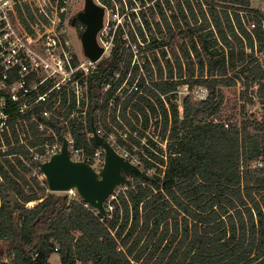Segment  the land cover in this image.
Segmentation results:
<instances>
[{
	"label": "trees",
	"instance_id": "obj_1",
	"mask_svg": "<svg viewBox=\"0 0 264 264\" xmlns=\"http://www.w3.org/2000/svg\"><path fill=\"white\" fill-rule=\"evenodd\" d=\"M138 2L144 27L135 12L132 20L139 35L150 37V47L168 45L174 60L166 59L164 80L156 58L155 87L167 93L201 85L207 98L186 94L182 115L171 104L167 146L159 149L166 157L150 151L165 167L131 174L106 215L81 197L46 193L14 160L0 159V246L7 256L0 251V264H49L55 252L61 264H264V11L252 0ZM25 11L36 20L28 4ZM119 49L91 76L93 100ZM175 74L181 79L172 80ZM237 85L233 117L224 89ZM32 200L39 201L27 207Z\"/></svg>",
	"mask_w": 264,
	"mask_h": 264
},
{
	"label": "built area",
	"instance_id": "obj_2",
	"mask_svg": "<svg viewBox=\"0 0 264 264\" xmlns=\"http://www.w3.org/2000/svg\"><path fill=\"white\" fill-rule=\"evenodd\" d=\"M111 1L95 0L105 8V19L97 35L104 52L94 61L74 46L63 20L69 0H44L36 8L31 0H0V159L14 160L46 193L62 192L50 189L41 165L62 150L65 139L72 160L88 162L97 171L104 167L106 152L96 142L94 130L142 170L154 173L164 168L150 151L166 157L159 149L167 146L170 128L164 129L166 116L171 123V104L175 103L182 115V86L196 99L208 96L201 85L192 91L188 84H179L167 93L158 90L154 85L159 77L156 58L164 80H168L166 59L174 63L168 45L150 47V37L139 35L132 20L135 12V20L144 27L138 0ZM26 4L34 10L35 21L26 13ZM78 28L81 39L80 31L86 27ZM120 29L123 32L117 40ZM118 45L117 60L93 100L91 76L99 71L101 61L111 59ZM161 48L167 55L163 56ZM178 79L177 74L172 78ZM17 146L20 149L14 150ZM64 192L80 197L75 189ZM116 197L115 191L107 199V211L113 210Z\"/></svg>",
	"mask_w": 264,
	"mask_h": 264
},
{
	"label": "water",
	"instance_id": "obj_3",
	"mask_svg": "<svg viewBox=\"0 0 264 264\" xmlns=\"http://www.w3.org/2000/svg\"><path fill=\"white\" fill-rule=\"evenodd\" d=\"M104 19L105 8L95 0H85L84 9L72 19V25H75L76 20L85 25L81 35L82 49L84 54L94 61L104 52L97 39L104 26ZM94 132L96 142L102 145L106 152V162L100 171L95 170L88 162L72 160L66 139L62 150L49 161L42 163L41 167L51 190L64 192L75 189L83 200L106 215V201L116 189L120 185H126L131 174L148 176V173L125 159L107 140L95 130Z\"/></svg>",
	"mask_w": 264,
	"mask_h": 264
},
{
	"label": "rangeland",
	"instance_id": "obj_4",
	"mask_svg": "<svg viewBox=\"0 0 264 264\" xmlns=\"http://www.w3.org/2000/svg\"><path fill=\"white\" fill-rule=\"evenodd\" d=\"M31 1H32L31 6L33 8H36L37 4L43 3L44 0H31ZM84 5H85V0H69L68 10L65 13V16L63 17L66 27L70 31L73 44L79 51H81L82 49V43H81L79 31H78L79 28L76 25L70 24V22L74 16H76L80 11L84 9ZM252 5L264 11V0H252ZM181 89L184 92L182 94V96L184 97L188 93L187 88L186 86H182ZM224 90H225V111L227 114H231L233 117H235L238 115L239 109H240V108H237L236 106L238 102L237 101L238 96L240 95V91L242 90V86L237 85L233 87H227ZM56 193H68L70 196H73V194H70L69 192H56ZM0 251L4 255L3 258L7 259L6 247L4 245L0 246ZM55 257H56V254L55 256H53L51 264H56L57 261L55 260Z\"/></svg>",
	"mask_w": 264,
	"mask_h": 264
},
{
	"label": "crops",
	"instance_id": "obj_5",
	"mask_svg": "<svg viewBox=\"0 0 264 264\" xmlns=\"http://www.w3.org/2000/svg\"><path fill=\"white\" fill-rule=\"evenodd\" d=\"M55 254H56L55 260L57 261L56 264H61V262H60V256H59V254L57 252H55V253H53L51 255V257L49 259V263L51 264L52 258H53V256H55ZM79 263H81V262H78V264Z\"/></svg>",
	"mask_w": 264,
	"mask_h": 264
},
{
	"label": "flooded vegetation",
	"instance_id": "obj_6",
	"mask_svg": "<svg viewBox=\"0 0 264 264\" xmlns=\"http://www.w3.org/2000/svg\"><path fill=\"white\" fill-rule=\"evenodd\" d=\"M74 17H75V16H74ZM74 17H73V18H74ZM73 18H72V19H73ZM77 21H78V20H76L75 25H76ZM71 24H72V21H71Z\"/></svg>",
	"mask_w": 264,
	"mask_h": 264
}]
</instances>
